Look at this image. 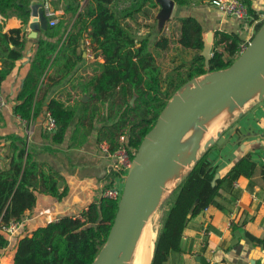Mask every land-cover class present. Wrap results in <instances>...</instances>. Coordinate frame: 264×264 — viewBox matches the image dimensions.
I'll return each instance as SVG.
<instances>
[{
    "label": "trees",
    "instance_id": "16d2710c",
    "mask_svg": "<svg viewBox=\"0 0 264 264\" xmlns=\"http://www.w3.org/2000/svg\"><path fill=\"white\" fill-rule=\"evenodd\" d=\"M50 0L55 9H63L56 25L43 29V36L30 38L22 28L5 31L0 18V88L2 82L25 57L27 43L33 41L31 67L17 95L14 113L28 123L41 113H51L56 129L47 136L61 144L72 126L70 147L82 146L97 131L98 144L106 142L111 151L120 145V137L128 138V146L137 152L147 134L155 127L172 97L189 81L207 73L230 67L241 55L244 39L238 31H214L209 66L201 54L206 31L195 16H175L179 35L175 41L172 66L165 70L159 62L162 52L172 49V38L161 34L151 44L148 36L138 38L128 19L135 20L146 8H157V0ZM128 1V0H126ZM179 9L194 0H174ZM33 0H0V17L15 12L27 24ZM259 21L261 14L251 0H244ZM73 25L70 27L72 21ZM264 24H256V33ZM103 56L98 72L79 84L82 97L74 104L52 97L50 90L57 82L47 83L51 69L66 75L82 59L77 49L85 38ZM255 33V34H256ZM44 85V87H43ZM44 91L39 97L40 92ZM86 97V98H85ZM0 113V120H2ZM5 136L0 133V142ZM9 166L0 169V224L22 220L37 202V193L59 199L68 193L58 171L44 169L23 137L9 135ZM216 143L211 145L184 175L163 201V218L151 264H166L171 253H187L184 228L189 221L213 202L219 189L231 188L240 177L252 178L258 163L251 153L237 155L228 173L218 176L219 166L211 158ZM116 172H110L112 185ZM119 201L102 196L84 209L80 216L65 215L38 227L31 235L22 236L12 264H92L106 244L118 211ZM259 243L264 239L252 237ZM9 239L0 232V250ZM1 256V254H0Z\"/></svg>",
    "mask_w": 264,
    "mask_h": 264
},
{
    "label": "crops",
    "instance_id": "0c3cea01",
    "mask_svg": "<svg viewBox=\"0 0 264 264\" xmlns=\"http://www.w3.org/2000/svg\"><path fill=\"white\" fill-rule=\"evenodd\" d=\"M44 1L33 0L32 4H43ZM251 1L253 8L262 16L264 0ZM129 3L130 0H125L120 5ZM55 10L60 20L64 13L63 9ZM174 12H178V16L197 17L203 24L206 35L209 31L214 33L216 30H225L238 31L243 36L241 21L224 14L208 0H194L191 6L181 9L176 4L173 14ZM1 19L5 22V31L22 28L23 32L30 37L29 23L33 20L32 14L27 24L23 23L15 12ZM128 20L132 25L135 22L132 19ZM73 22L74 20L70 27ZM42 30L38 31L35 38L43 36ZM178 35L179 32L177 37ZM84 37L77 49L78 53H82V59L74 65L70 73L63 75L54 68L49 71L44 85L53 84V82H57V85L50 90L47 101L56 97L67 104H74L82 97L79 84L97 73L98 64L104 62L103 56L92 44L87 33ZM33 45V41L27 43L25 57L17 62L16 68L2 82L0 100L3 104L0 103V113L3 119L0 120V133L6 137L3 140L5 143H10L7 138L9 135L23 137L42 168L61 173L64 178L63 185H67L68 193L61 199L37 193L36 205L25 213L23 227L10 239L8 247L0 250V264L14 262L17 243L22 236L31 235L38 227L56 221L62 216H80L92 202L103 196V191L110 181L111 159L101 151L102 143L97 142V131H94L82 146L70 147L74 129L72 126L64 141L61 144H55L47 136L50 132L44 128L47 113L45 109L34 121L35 127L31 134L28 133L29 125L25 120L14 113V107L19 103L17 95L31 67ZM90 49L95 51L94 57L90 56ZM0 68H2L1 61ZM43 93L42 90L39 97ZM258 95L259 93L253 95L243 108ZM222 125L220 118L210 128L206 138L216 134ZM216 145L218 147L215 150L220 149L221 153L213 155L214 150L211 158L219 166V176L222 177L228 173L237 155L247 152L251 153L258 163V170L252 178L243 176L235 180L231 188L219 189L210 206L193 217L184 228V242L188 252L171 253L166 264H264V243L256 242L252 238L264 239V98L255 103L252 110L242 118L239 128L227 136L220 137ZM8 153V147L4 146L0 149V169L9 166ZM173 187L174 185L170 189ZM198 256L200 260L197 259Z\"/></svg>",
    "mask_w": 264,
    "mask_h": 264
},
{
    "label": "water",
    "instance_id": "95a60500",
    "mask_svg": "<svg viewBox=\"0 0 264 264\" xmlns=\"http://www.w3.org/2000/svg\"><path fill=\"white\" fill-rule=\"evenodd\" d=\"M157 1L161 6V21L170 19L176 2ZM31 7L30 37L35 38L39 30L49 27L52 18L45 14L42 3H33ZM261 13L264 14V10ZM213 40L214 33L209 31L201 53L207 66L212 57ZM263 84L264 24L230 67L189 81L169 101L135 155L108 240L92 264H124L132 256L146 221L162 199V188L181 152L184 137L208 120L212 110L233 99L235 105L242 106L252 95V90ZM259 97L264 98V89L259 92ZM214 142V139L210 140L206 147ZM194 148L196 152L198 146ZM198 160L197 157L195 163Z\"/></svg>",
    "mask_w": 264,
    "mask_h": 264
},
{
    "label": "rangeland",
    "instance_id": "374dc122",
    "mask_svg": "<svg viewBox=\"0 0 264 264\" xmlns=\"http://www.w3.org/2000/svg\"><path fill=\"white\" fill-rule=\"evenodd\" d=\"M159 3V1H158ZM147 10L144 12H141L140 14H138L136 16L135 22L133 23V26L135 27V29L137 30V37L138 38H142L145 36H148L150 38L151 44L155 41V39L158 38V36H160L162 33L165 35H169L173 40L172 42V49L170 51H166V52H162L161 57L159 58V62L160 64L163 66V68L167 71L169 70V68L172 66V62H171V57L172 55L175 53L174 49H175V41L177 39V34H178V22L175 19H172L173 16L177 15L178 12H174V14L172 13V16L170 19L162 22L161 21V17H160V10H161V6L159 3V8L157 9H151L150 7L146 8ZM262 10H264V7H262ZM146 19H148V21H146ZM172 19V20H171ZM260 20H264V14L261 16ZM259 20V21H260ZM146 21V22H145ZM171 21V22H170ZM259 21H255V20H251V21H247V22H241L240 27L241 29H243L242 32V37L244 39V44L246 46H248V44L252 41L253 37L255 36L256 33V24ZM132 23V21H131ZM132 26V24H131ZM213 45V44H212ZM204 76V75H203ZM203 76H199L197 78H201ZM264 87V84L261 85V88H258L257 90L254 89V93L255 95H257L261 89ZM260 100L259 95L254 97L252 102L249 103L246 107L243 108V106L245 105H235L234 104V100L229 102L226 106H224V108H217L215 110H212L210 118L204 122H202L201 124H199L197 127H195L190 133L192 135V139L190 143H186L183 142V146L185 147V149L188 150V153L190 155V157H192L195 153V146H198V149L196 151V155L198 156V158H200L203 153L213 144H215L216 142L218 143V141H220V137L224 136V135H228L229 133H232L236 128L240 127V121L242 120V118L244 116H246L251 110L252 107L255 105V103H258V101ZM254 104V105H253ZM253 105V106H251ZM225 108L227 110L230 111H234L231 116L229 117L228 121L225 119L227 116H229V111H225L222 115H223V125L221 127V129L219 130L218 134H214L211 137L209 136L205 142H201V137L202 134H204L207 130V126L210 124V122L215 119L223 110H225ZM219 121V119H217L212 125L211 127L216 124V122ZM210 127V128H211ZM209 131V130H208ZM190 134V135H191ZM199 135V136H197ZM197 136V137H196ZM214 139L215 142L213 144H210L208 147H206V144L210 141ZM4 146H0V149L3 148ZM216 147H218V145H216ZM218 153H221L220 149L215 150V153L213 155H218ZM189 157V158H190ZM109 158V157H108ZM194 165V162L190 163V167L186 170L185 174L192 168V166ZM184 174V175H185ZM183 175V177H184ZM182 177V178H183ZM181 178V180H182ZM180 179H177L175 181V185L171 190H173L178 183L181 181ZM170 192L167 193V195ZM167 195L162 197L161 201L159 202V204L155 207V209L153 210L151 216L149 217V219L146 221L145 226H148V228H152V230L154 229V231L157 232V236L156 239L158 237V232L159 229L161 228L162 224V218H163V209H162V203L163 201L167 198ZM151 219V220H150ZM150 221V222H148ZM156 241V240H155ZM155 249V246H154ZM134 259V252L132 253V256L130 257V259L126 262V264H130L132 262V260Z\"/></svg>",
    "mask_w": 264,
    "mask_h": 264
},
{
    "label": "built area",
    "instance_id": "2783aa9c",
    "mask_svg": "<svg viewBox=\"0 0 264 264\" xmlns=\"http://www.w3.org/2000/svg\"><path fill=\"white\" fill-rule=\"evenodd\" d=\"M213 6L218 8L224 14L235 18L241 22H247L253 20V16L249 10V7L244 0H208ZM43 9L47 16L52 19L49 21V25H56L58 23V13L50 3V0H45L43 2ZM1 18V17H0ZM247 48L245 44H242L241 53ZM90 56L94 57L95 51L93 49L89 50ZM1 105L3 101L0 100ZM29 134L33 132L34 121L28 123ZM44 128L48 132H53L56 129V119L55 117L47 112L46 121L44 123ZM3 143L0 142V146ZM101 151L111 159V172H116L114 176L112 185L106 187L103 191V196L108 197L113 200L120 201L123 195L126 176L132 166L134 161L136 151L128 146V138L125 135L120 137V145L115 151H111L109 145L104 142L100 145ZM24 225V220L12 219L9 223L0 224V232L5 234L7 238L10 239L15 236Z\"/></svg>",
    "mask_w": 264,
    "mask_h": 264
},
{
    "label": "bare ground",
    "instance_id": "6f19581e",
    "mask_svg": "<svg viewBox=\"0 0 264 264\" xmlns=\"http://www.w3.org/2000/svg\"><path fill=\"white\" fill-rule=\"evenodd\" d=\"M264 87L262 88V91H263ZM253 91V90H252ZM253 95H255L254 91L252 92V95L250 96V98L253 97ZM249 98V99H250ZM248 99V100H249ZM234 100V99H233ZM232 100V101H233ZM247 100V101H248ZM247 101L244 103L246 104ZM231 102V101H229ZM229 102H227L226 104L224 105H221L219 106L218 108L222 109L224 108V106H226ZM243 104V105H244ZM225 111H229V116H227L225 119L228 121L229 117L231 116V114L234 112V111H230V110H227L225 108V110H223L215 119H213L210 124L207 126V130L204 134H202V137H201V142H205L206 141V136H207V133H208V130H210V127L211 125L217 120V119H220L224 120L223 118V113ZM168 115H171L168 114ZM191 132V131H190ZM188 133L184 139H183V142H186V143H190L191 142V139H192V135L193 133ZM219 132V131H218ZM218 132L216 133V135L218 134ZM191 134V135H190ZM212 136V135H211ZM210 136V137H211ZM183 142H182V149H181V152L179 153L177 159L175 160L174 164L172 165V168L170 169L169 173H168V176L165 180V183H164V186L162 188V195H161V198L166 196L168 191L170 190V188L175 185V181L177 179H181L183 177V175L185 174L186 170L190 167V163L196 161V158L198 157L196 155V152L194 153V155L192 157H190L189 153H188V150L185 149V147L183 146ZM198 149V148H197ZM190 157V158H189ZM193 167V166H192ZM151 220V219H150ZM150 222V221H148ZM156 236H157V232L154 231V229L152 230V228H148V226H145L144 227V230H143V234H142V237L140 238V240L138 241L135 249H134V259L132 260V262L130 264H149L151 259H152V256H153V251H154V246H155V240H156ZM130 259V258H129ZM128 259V260H129ZM126 260V262L128 261ZM126 262L124 264H126Z\"/></svg>",
    "mask_w": 264,
    "mask_h": 264
}]
</instances>
